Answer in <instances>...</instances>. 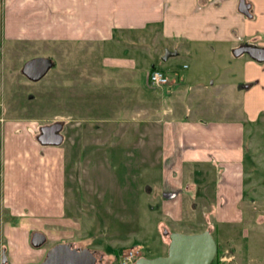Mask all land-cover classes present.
Here are the masks:
<instances>
[{
	"label": "rangeland",
	"instance_id": "374dc122",
	"mask_svg": "<svg viewBox=\"0 0 264 264\" xmlns=\"http://www.w3.org/2000/svg\"><path fill=\"white\" fill-rule=\"evenodd\" d=\"M3 6L4 0H0V24ZM41 33L36 29V37ZM134 36L153 37L150 30H143L126 34L125 38ZM69 45L66 48L60 44L49 46L47 50L40 41L16 44L0 37V115L5 120L22 122L18 127L15 124L9 126L10 132L17 133L14 140L17 142L18 139L21 144L25 143V137L33 140L30 131L32 118L38 122L36 135L40 126L62 122L60 133L63 140L59 145L64 150L62 154L65 152V155L57 154L54 145H46L55 148L53 154L35 151L28 144L26 149L20 147L22 153L27 150L30 154L27 161L30 169L43 173V179L52 185L53 195L51 204L43 200L41 204L16 205L17 201L12 202L9 196V191L14 189L7 187L14 186V183L6 184L5 198L1 196L0 243L9 264H23L25 257V250L13 236L15 232L11 236L7 234L9 227L15 225H19L28 248H31L32 229L37 228L46 235L45 248L75 242L94 252V264H119L123 252L129 248L137 251L135 259L162 256L167 251L162 236L169 241L170 232L194 233L208 228L214 240L224 242L227 247L218 255L219 264H264V219L253 221L258 214L264 215V116L251 120L244 114L243 90L238 88L248 55L235 56L228 44L193 43L187 50L182 47L177 55L161 60L164 51H171L174 46L164 41L154 46V50L158 49L153 55L155 65L170 74L172 70L179 71L180 79L173 85L172 96L159 93L155 97L159 111L171 106L173 117L187 114L208 121L239 120L245 124L242 161L216 164L227 178H232L235 171L232 180L237 187L244 185V213L237 210L231 213L232 203L229 201L223 208H219L218 203L217 215L210 214L205 219L203 212L208 206L197 204L192 210V202L185 198L181 217L172 221L162 211V168L156 164L158 157L153 155L157 151L147 137L140 135L142 124L139 121L144 118L142 113L145 115L146 108L131 109L128 98L122 104L125 94L119 91L125 87H119L117 83L113 87L115 82L108 77L110 69L104 70L99 65L103 53H121L126 47L108 43ZM146 50L152 51L153 48L148 46ZM34 56H46L54 62L36 81L21 72L22 64ZM183 64L187 67L183 68ZM100 70L107 76L102 84L92 79ZM120 80L124 81L119 79L118 82ZM148 82L155 87L149 78ZM148 127L151 128V124ZM42 159L45 161L43 166ZM216 165L208 162V180L213 176L210 171L217 170ZM190 166L194 167V164L185 168L186 181H192ZM241 167L247 173L242 179ZM11 168L14 172L15 165ZM36 187L37 183L30 188ZM220 187L217 196L223 191L230 195L225 186ZM42 190L46 193V189ZM210 190L207 187L208 197ZM252 198H255L254 204H250ZM226 211L230 215L226 216ZM248 215L250 218L246 222L228 227L231 218ZM67 223L69 237L63 227ZM229 248L235 252H228ZM211 264H215V260Z\"/></svg>",
	"mask_w": 264,
	"mask_h": 264
},
{
	"label": "crops",
	"instance_id": "0c3cea01",
	"mask_svg": "<svg viewBox=\"0 0 264 264\" xmlns=\"http://www.w3.org/2000/svg\"><path fill=\"white\" fill-rule=\"evenodd\" d=\"M238 1L7 0L5 4L4 0L0 37L12 40L16 44L28 42L34 44L40 41L47 46V50L49 46L59 44L60 46L65 45L66 48L70 46V43L124 45L126 49L121 53H103L99 65L104 70L105 68L110 69L108 77L114 80L113 87L116 83L119 87L120 85L125 87L123 90L120 88L119 91L125 94V97L121 99L122 104L128 98L131 101V109L146 108L145 115L142 113L144 118L139 121L142 124L140 135L147 137L155 146L154 151L156 150L157 153L153 155L158 157L156 164L162 168L163 214H166L169 220H177L181 217L184 208L182 207L183 200L188 198L192 202V210L197 204L208 206L203 212L206 219V216L210 214L216 216V208L219 205V208H223L229 201L232 203L231 213L244 210L242 209L244 185L237 187L232 180L235 171L232 172V178H227L216 164L242 161L245 124L239 120L208 121V119L191 117L187 114L173 117L170 111L171 106L166 108L167 110L159 111L154 99L159 93L172 96L175 88L173 85L179 83L180 80L179 71L172 70L170 74L169 71L160 68L170 77V82L161 87H151L148 74L152 67H157L153 61V55L158 52V49L154 50V46L160 41L172 43L174 48L171 51L176 52L174 55H177L182 47L187 50L186 48L193 43H206L210 46L222 43L231 45L230 48L234 49L247 42L264 47V0H245L250 3V16L238 10ZM26 22L29 24L25 25ZM36 29L42 32L41 36L36 37ZM143 30H150L153 37L151 39H144L142 36L125 38L126 34L140 33ZM148 46H152L153 50H146ZM182 67L187 66L183 64ZM243 68V78L238 88L243 90L244 114H247L251 120L254 117L259 118L260 115L262 118L264 116V61L257 62L249 57L244 62ZM97 72V75L93 74L92 79L98 84L104 83L106 74L101 70ZM119 79H124V81L120 80V83ZM30 121L33 140L25 137L23 138L25 143L21 144L18 139L17 142L14 140L17 138V133L10 132L9 126L15 124L18 127L22 122L13 119L5 120L0 115V236L1 205L3 204L1 196L2 199L5 198L6 184L14 183V186L7 185V187L14 189V191H9V196L12 197V202L17 201L16 205L41 204L43 200L51 204L52 185H49L45 178L43 179V173L30 169L27 165L30 154L27 150L22 153L20 147L23 146L26 149V144H28L35 151L50 154L54 153L55 148L42 145L36 139L38 122L35 118ZM150 124L151 128L148 127ZM54 146L57 147L55 152L62 154L64 150L60 145ZM149 151L152 150L149 149ZM62 155H65V152ZM169 157L174 159L168 160ZM142 160L144 161V157ZM63 162L66 163L65 160ZM208 162L216 165L214 168L218 167L216 171H210L213 175L210 180H208ZM202 163L205 164L199 168ZM44 164L45 161L42 159L41 165ZM189 164H194V167L190 166L191 169H189L192 171V181L185 180V168ZM12 165H15L14 172ZM66 171L65 167L64 176ZM239 173L241 179L247 174L243 168L239 170ZM36 183V188H30ZM220 186H225L226 191H230V195L228 196L223 191L217 196V192L221 189ZM207 187L211 188L209 197ZM42 189H46V193H43ZM254 201L255 198H252L250 204H254ZM225 215L230 214L226 211ZM250 215L239 219L231 218L227 225L229 228L241 225L250 218ZM263 219L264 215L258 214L253 221ZM67 224L63 227L66 229V236L69 237L70 230L67 229L69 223ZM32 230L41 231L37 228ZM7 231L9 236L15 232L13 236L18 238L21 249L25 250V257L21 263L37 264L43 259L48 249L43 245L40 247L31 245V248H28L29 246L22 239L24 234L19 232V225L9 227ZM162 239L167 247V239L164 236ZM225 242L229 243L227 240ZM71 243L79 246L75 242ZM229 252L232 253L230 249Z\"/></svg>",
	"mask_w": 264,
	"mask_h": 264
},
{
	"label": "water",
	"instance_id": "95a60500",
	"mask_svg": "<svg viewBox=\"0 0 264 264\" xmlns=\"http://www.w3.org/2000/svg\"><path fill=\"white\" fill-rule=\"evenodd\" d=\"M250 3L245 0L238 1V10L246 16H250ZM246 53L257 62L264 61V47L250 43H242L233 49L235 56ZM175 51L165 50L161 60H165ZM53 60L46 56H34L26 60L21 66V72L32 81L42 78ZM62 122H53L42 125L36 139L42 145H59L63 140L60 133ZM166 254L154 258L138 257L134 264H211L217 253V243L210 230L205 229L196 233L170 232ZM46 236L41 231H32L30 243L34 247H40L45 243ZM94 252L88 248L75 246L71 242L57 243L51 246L43 259L37 264H94ZM0 264H9L4 247L0 244Z\"/></svg>",
	"mask_w": 264,
	"mask_h": 264
},
{
	"label": "built area",
	"instance_id": "2783aa9c",
	"mask_svg": "<svg viewBox=\"0 0 264 264\" xmlns=\"http://www.w3.org/2000/svg\"><path fill=\"white\" fill-rule=\"evenodd\" d=\"M149 81L153 86H159L168 83L169 77L159 69H152L148 75ZM1 107V106H0ZM136 253L133 248L125 250L120 258L119 264H132L136 258ZM225 256V254H224ZM223 258V257H222Z\"/></svg>",
	"mask_w": 264,
	"mask_h": 264
},
{
	"label": "trees",
	"instance_id": "16d2710c",
	"mask_svg": "<svg viewBox=\"0 0 264 264\" xmlns=\"http://www.w3.org/2000/svg\"><path fill=\"white\" fill-rule=\"evenodd\" d=\"M216 243H217V253H216V256H215V264H219L218 263V255H219V253L221 252V251H223V249L225 248V243L224 242H220V243H218L217 241H216ZM232 252L234 251L232 248H229ZM116 253H118V251H116ZM221 264H224V263H221ZM226 264H229V263H226Z\"/></svg>",
	"mask_w": 264,
	"mask_h": 264
}]
</instances>
